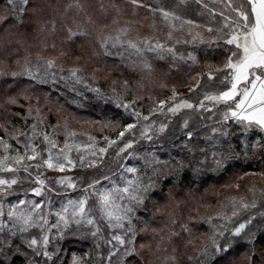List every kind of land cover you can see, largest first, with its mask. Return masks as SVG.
<instances>
[{
    "label": "trees",
    "instance_id": "trees-1",
    "mask_svg": "<svg viewBox=\"0 0 264 264\" xmlns=\"http://www.w3.org/2000/svg\"><path fill=\"white\" fill-rule=\"evenodd\" d=\"M140 2L146 7H134L130 0H30V7L27 9L22 22L13 21L0 24V71L11 73L14 71L12 66L16 60L26 56L31 57L32 53L27 48L28 43L22 41L24 40L22 32L32 29L37 34L35 42L36 46L39 47L35 50H39L43 44L46 49L58 50V55L63 57L62 61L59 62L60 65H71L72 62L69 59L72 60L80 56L86 57L88 63L83 65V62H79V75L82 80L85 77V71L91 72L100 68L104 73L113 72L114 75L121 78L120 82H123V78L128 80L132 86L131 94L143 96L144 94L141 92L149 83L148 78H152V72L145 69L142 61H135L134 64L124 61L119 63L116 59L104 55L99 43L101 36H108L110 30L117 31L120 28L139 29L135 25L141 24V27L144 26L143 29L148 34L159 33L166 38V32L169 31L168 26L158 12L154 14L149 10L157 7L176 8L184 19L193 20L198 24L202 22L201 24L205 27L210 24L213 25L212 22L215 23L213 29L220 26L219 24L217 26V22L212 20H217V18L204 10L195 0H184L183 3L181 0H140ZM76 3H79L81 7L76 8ZM4 6L5 0H0V15L4 14ZM123 15L124 17H122ZM53 25H55L54 28ZM69 29L85 34L70 36ZM189 31L192 32L188 26H185L182 32H175L178 35L176 38L182 41L180 44H175L176 53L183 55L185 57L183 59H186L182 66L181 64L161 63L160 61H157L158 64H152L160 76L159 88L154 90L155 92H158L164 84H170L171 81L178 83V87L186 85L193 87V78L198 71L201 80L189 95L191 102L197 107L172 119L166 131L157 135L153 142L146 143L144 141L139 144L141 146L138 149L139 152L146 151L144 150L146 149L145 145L149 144L153 146L151 147L152 151L156 152L152 159L145 156V160L150 158V165L147 164L139 168L138 176L141 183L151 185V187L145 193L147 195L145 204L138 212L136 211L137 213L135 212V220L133 221L137 227L146 225L154 229L150 237L143 235L142 238L148 244L144 253L148 258V264H195V260L188 258L190 256L199 257L200 248L203 244L210 243L212 235V229L205 219L212 216V213L208 214L205 206L210 204L212 206L215 203L214 197L203 195L205 197L203 199L201 191L212 185L219 186L228 178L250 174L258 177L264 175V136L261 137L262 131L253 126L250 129L252 133L258 132L257 135L253 136V139H249L251 136L249 134L251 132H248L249 129H242L241 125L237 123L227 125L221 117L226 110L224 105L215 106L211 112L198 109V99L203 100L205 93L214 94L222 87L220 84L222 74L214 70V72L212 71L214 79L209 80L208 72L202 65L209 62L216 64L220 59L227 56V51L225 47L217 44L208 46L191 42L183 43L185 34ZM208 34L209 37L215 35V33ZM189 53L195 56V61L188 59L186 55ZM42 59L36 62L32 59L28 60L31 67L36 66L44 70L45 64ZM57 69L52 68L53 71ZM69 73L66 69L62 73L55 72V74L66 79L65 83L60 80L55 82L57 84L52 85L55 90H52L49 84L37 87L32 79H30V84L21 75L15 78L11 75H0V95L5 97L17 95L20 102L18 104L10 101L1 103L0 136H3L5 131L13 132L19 122L28 128L29 122L38 115L35 109L26 113L27 98L38 99L53 114L60 111L72 119L101 121L106 125L113 122L122 125L130 123L123 116L121 110L114 107L111 100H101L100 94L89 91L82 83H77L76 79L72 78ZM34 80L39 82V80L47 79H44L40 72L37 79ZM108 80L109 78H105L103 83L110 89L112 85ZM60 94L61 96H59ZM197 95L198 97H196ZM72 102L75 103L76 107L71 105ZM184 120H188V128L183 127ZM69 126H71L69 123H62L61 129L64 130ZM213 128H217L219 133L223 132L226 135L217 134L213 136ZM189 131L193 133L191 137L187 135ZM210 136L212 139H208ZM176 148H178L176 153L180 154V157H178V161L171 158L172 161L168 166L169 158L165 159L169 156L168 151H175ZM144 155H148L147 152ZM112 161L113 159L110 162L105 160L102 165L99 164L98 170L96 168L89 171L77 170L73 175L76 174V176L83 178V188L104 174L115 177L121 161L119 165ZM172 166L173 168H170ZM47 177L48 175L44 173V178L47 179ZM22 178L24 177L20 179ZM258 181L260 183H254L251 188L247 185L244 186L248 201L253 199L249 189L255 191L258 202L257 209L242 213L240 217L235 218V220L242 222L248 215H256V219L248 225L245 234L235 239L229 236L231 250L227 254H218L215 259H208V264H249L250 259L252 264H262V261L257 263L256 254L264 253V217L258 215L259 212L264 211V208L259 207L264 182ZM103 182L101 181V183ZM30 185L32 184L13 186V194L6 197L0 196V203L4 205L14 203L17 195H22ZM196 192L200 195L194 196ZM183 193H187V197L182 199L183 201L179 198H177L178 200L172 198L173 194L179 196ZM223 198L224 204H228L230 198L224 196ZM163 205L165 206L164 209ZM230 211L229 206L227 212L230 214ZM214 223H223V221L214 220ZM232 226L229 225L230 228ZM102 231L105 238H110V231L103 225ZM31 235L38 237L40 235L39 230L32 229ZM69 235L70 237H68ZM202 235L205 238L201 237ZM14 239L13 251L9 252L8 248L4 247V250L0 252V262L3 264H27V260L36 259L40 261V264H44V258L34 257L31 250L27 249L26 246H22L21 250L17 252L16 246L20 245L21 241L19 236ZM0 240H3V234H0ZM190 240L191 243H189ZM221 242L223 243V240ZM96 243V238L89 234L87 226L77 230L76 226L73 225L64 239L58 245L57 243L56 245L51 244L49 250H54L56 246L60 247V252H56L53 257L55 264L69 263L72 253L81 256L84 264H107L104 258L107 256L108 246L101 241L102 253L96 247ZM126 258L124 257L125 260H129L134 256ZM221 259L225 260L222 261ZM48 264H52V262L49 261Z\"/></svg>",
    "mask_w": 264,
    "mask_h": 264
},
{
    "label": "snow or ice",
    "instance_id": "snow-or-ice-1",
    "mask_svg": "<svg viewBox=\"0 0 264 264\" xmlns=\"http://www.w3.org/2000/svg\"><path fill=\"white\" fill-rule=\"evenodd\" d=\"M134 7H146L140 0H130ZM184 0H181L183 3ZM203 8H208L203 0H195ZM227 13L221 11L219 13L222 18V25L219 28L213 29L207 27L208 33H215L214 36L205 40L199 33L193 34L189 31L190 40L185 39L183 43H207L217 44L225 47L227 56L221 67L215 69L221 73L220 84L222 87L214 94H204L198 107L203 111L211 112L212 108H207L204 101L210 102L213 107L224 105L223 121L234 120L245 130L251 129L253 126L264 131V0H227L224 5ZM30 7V0H5L4 14L0 15V24L8 22H22L27 9ZM71 7V5H69ZM76 8H80L79 3H76ZM179 7V6H177ZM154 14L159 13L162 20L168 26L167 33L168 41H173L175 32H182L185 26L190 29L192 27H202L195 24L193 20L184 19L178 13L176 8L157 7L149 9ZM213 16L217 13L209 9ZM116 22L115 20L113 21ZM55 25H53V28ZM70 36L84 35V32H73L68 30ZM119 35L109 34L101 36L100 47L104 51V55H111V49L123 48L130 53H135L140 56L145 51L156 52L161 58L165 53L176 56L174 44H180L182 41L179 38L174 40V44L169 46L167 43H161L159 40L144 39L142 41L122 40L121 36H126L129 32L127 28L118 30ZM119 54V53H118ZM181 59L184 57L181 56ZM188 59L195 61V56L192 53L188 54ZM19 64V61H17ZM44 64L47 68L55 67L52 60H45ZM145 67L148 65L145 63ZM79 69H71L70 76L76 79V82H81ZM0 75H11L13 78L20 75H28L31 79H37V75L33 73L30 61L25 58V61L20 65V71H12L11 73L0 71ZM55 79V74H52ZM64 77H61L63 79ZM208 79L213 80L214 76L211 69L208 73ZM45 82V81H41ZM99 94V89H90ZM239 98V99H237ZM174 103L167 107L168 113L176 114L182 108L195 109L197 106L189 103L186 99L181 98L179 103H175L177 96L173 91L170 97ZM15 103V101H12ZM160 109H164V101L159 102ZM118 107L129 108L128 104H121L117 101ZM161 114H164L161 111ZM132 115L136 118V123L127 124L123 131L119 133L118 139L124 137L125 133L135 135L133 129L140 123L141 115L138 111H134ZM147 121L149 118L144 116ZM188 120H184L183 127L188 128ZM67 127V125H65ZM166 125H161L160 132H164ZM152 124L141 126L139 136L146 140H151L149 134ZM37 125L31 126V135L21 133L26 137L27 142L23 145V154L16 156L0 155V172L11 173V178L0 177V196H9L13 194V186L18 185L20 180L17 174L23 171L30 178L31 193L39 197V200H32L17 197L15 203H9L7 208L0 203V234H3V240H0V252L4 247L8 251H13L12 244L19 236L21 244L16 246V251L19 252L22 246L30 249L34 257H43L44 264L49 261L55 264L53 257L56 255V249L50 251L49 246L64 238V236L72 229L73 225L76 229L83 226L89 228V234L96 238V247H101V241L107 245V256L104 258L107 264H124V257L130 256L135 251L132 246L135 238V227L133 224V212L139 207L143 201L145 193L151 185H143L139 179L138 173L140 169L136 167L121 166L122 170L119 173L121 183H117L111 176L104 174L101 178L94 179L83 188L82 195L76 199H67L62 202L59 208L53 207L51 196L54 194L60 196L67 193V189L75 190L77 184L73 182L70 176H61L55 180L54 186L46 183L44 174L40 169H50L57 172H65L66 168H74L76 165L69 156L71 146L65 141V147L58 148L55 140L51 139L46 133L43 135V143L47 152L46 157L41 151L37 150V146L32 142L36 137ZM219 132L217 128L212 129L213 136ZM192 132H187L189 137ZM220 135L226 133L220 132ZM74 135V133H73ZM91 139V137H90ZM212 139V137H208ZM105 141L109 147L116 144V141L109 140L105 137ZM135 143L134 139H127L122 142L123 146L117 145V157L126 150L131 149ZM0 144L4 148L10 149L11 145L4 144L0 139ZM58 149V151H55ZM108 148L99 147L98 152L96 147L90 149V162L85 161L83 156L80 157L81 167L87 166L98 170V162L103 164ZM132 155V153H128ZM34 161L35 163H27ZM219 163V161H218ZM35 172V176H33ZM125 174H132L133 178H126ZM101 179L108 182V186L101 184ZM239 188V185H236ZM63 190V191H61ZM253 199L247 201L244 197L239 199L231 197L228 204H221L220 212L213 217H206V222L212 229L210 243L202 245L199 251V257L190 256L189 260H195V264H208V259H215L218 254H227L231 250V240L240 237L246 233L248 225L252 224L256 219V215H248L242 222L235 220L242 213L251 212L257 209L258 202L255 197V191L249 189ZM27 195V193H25ZM91 201V204H90ZM230 206V214L227 209ZM259 207L264 208V190L260 194ZM258 215L264 217V211ZM52 217H55V222H51ZM223 221V223H214ZM102 225L110 231V238H105L102 231ZM229 225H233L231 228ZM39 230L40 235H31V230ZM185 230H188L185 228ZM227 234V235H226ZM223 240V243L221 242ZM192 241L190 240L189 243ZM123 249V251H121ZM27 255V253H24ZM116 257V260H113ZM203 257V259H201ZM175 259L174 257L172 258ZM3 264V262H0ZM27 264H40L36 259L27 260ZM72 264H84L82 257L73 256ZM249 264H252L251 259Z\"/></svg>",
    "mask_w": 264,
    "mask_h": 264
},
{
    "label": "rangeland",
    "instance_id": "rangeland-1",
    "mask_svg": "<svg viewBox=\"0 0 264 264\" xmlns=\"http://www.w3.org/2000/svg\"><path fill=\"white\" fill-rule=\"evenodd\" d=\"M206 3L208 5V8H203L204 10L209 11V9L214 10L217 15L214 16L217 18L216 19H212L215 20L217 22V26L219 24V26L221 27L223 21L222 18L220 17L219 13L221 11H224L225 13H227V9L225 8V4L227 3V0H203V3ZM211 14V13H210ZM212 15V14H211ZM124 17V15L122 16ZM126 17V16H125ZM211 20V22H212ZM210 22V23H211ZM202 22H200V24L202 27H192V33L196 34L199 33L200 36H202L205 40L207 39V37H209L208 32L206 31L207 27H214L215 23L212 22L213 25H209L207 27H205L203 24H201ZM136 29H132V28H127L129 29V32L126 36L122 35L121 39L122 40H133V41H142L144 39H152L155 38L157 40H159L161 43H167L169 44V46H172L174 44V40L175 38L178 36L176 35V33H180V32H176L173 34V41H168L167 40V33L166 32V38L163 37L162 35H160L159 33L157 34H148L146 31H144V26L141 27V24L135 25ZM121 29V28H120ZM119 29L116 30H110L108 32V35L113 33L114 35H119L120 33L118 32ZM112 31V32H111ZM165 33V32H164ZM189 33V32H188ZM188 33L185 34V38L184 39H188L190 40L191 38L188 36ZM36 37L37 34L34 30H29L26 32H22V38L24 40V42L28 43L27 44V48H29V50L31 51L32 55L30 56H26L22 59H18L15 61V63L13 64L12 68L14 69V71L19 72L20 71V65H22L25 61V58L27 59H32L35 62L37 60H41L44 62L45 60H52L55 64L54 68H58L57 70L53 71L52 68H47L44 65V70L40 69L38 67H32V71L33 73H35L37 76L40 74H42V77L44 79L47 80H43L45 82H41L39 80L36 81L34 79H32V81H35V84L37 87L41 86V85H45L47 86L48 84L51 85H56L58 82V80H60L61 82L63 81L64 83L66 82V79H61V77L57 74H55V72H61L64 71L65 69L67 71L70 72L71 69H79L80 68V63L79 62H83L82 64H86L88 63V60L86 59L85 56H80L78 58L72 59L69 61L72 62L71 65H65L62 66L59 64L60 61H62L63 57L62 55H58L59 53H57L58 50L52 49H46L44 44L43 46H41V48L39 50H35V48H39L38 46H36ZM205 45H211V44H207V43H203ZM201 43H198V45H203ZM175 47V44H174ZM119 52V54H117ZM111 55H115V56H111V55H106L109 56L110 58L112 57L113 59H116L117 62H129L130 64H134L135 61H139L143 63L144 67H145V63L148 65V67H145V69L147 71L152 72V78H148L149 83L147 85H145L144 87V91L141 92L144 95L140 96L138 94L132 93L131 94V83L126 80V79H122L123 82H120L121 78H118L116 75L112 73H104L102 69L100 68H96L93 71H85L84 72V78L83 80L81 79V82L83 86L87 87L89 91L97 93L95 91H92L90 89H99L100 92L99 94L102 96L101 100H111L114 107L116 109L121 110V112L123 113V116L125 118H127L130 123H136V118L132 115V113L134 111H138L141 115V119H140V123L137 124L136 128L133 129V133H135V135H131L129 133H125L124 137H120L118 139L119 133L121 131H123L124 127L127 125H122L121 123H117V122H113V123H109V124H105L101 121H92L89 119H72L69 118L68 116H66L65 114H63L62 112L59 111V113L53 114L52 111H50L47 107H45L44 105H42L40 103V101L38 99H32V98H27L26 99V113H28L30 110L35 109L37 112V116H35L28 124V128L24 127L22 125L21 122H19L16 125V129H14L13 132H9V131H5L3 136H0V139L3 140L4 144H8L11 145L10 149H5L3 144H0V155H5V156H16L18 153L19 154H23L24 148L23 145L27 142L26 137L24 135H21V133H26L28 135H31V126L33 124L37 125V129H36V137L35 139L32 141L36 146H37V150L42 152V155H44L46 157L47 152L43 151L45 148V144L43 143V135L46 133L51 139L55 140L58 144V148H62L65 147V141L67 140V144L71 146V150L68 153L69 156L71 157V159L74 161L75 163V167L74 168H66L65 172L61 173V172H57L54 170H50V169H40V171L43 172V174L45 173L46 175H48L46 180V183H48L49 185H53L54 186V182L56 179H58L61 176H70L73 179V182L77 184V188L75 190L73 189H67V193L66 194H62L60 196H56V195H52L51 199L53 201V207L54 208H59L60 204L62 202H66L67 199H76L79 196L82 195V189H83V178L82 177H78L76 176V174L73 175L74 172H77V170H81V171H89L91 169H94L92 167L87 166V163H85L84 167H81V161H80V157L83 156L85 158V161L90 162L91 157H90V149L92 147H96L97 152H98V148L99 147H106L108 148V152L105 155L104 161L106 160V162H110V160L113 159V163L116 162V164L119 165L120 161V167L117 170V175H115V177H113V175H111V177L116 180L117 183H121L120 178H119V173L121 172L122 168L121 166H127V167H136V168H140L143 166H146L147 164H151L150 162V158L152 159V157H154L156 155V152L152 151L153 147L152 145H145L146 151H142L139 152V148H141V146H139L140 143L142 142H148L151 143L154 141L155 137L159 134H161L162 132L159 131L160 126L166 125L165 130L168 128V125L170 124V122L172 121V119H174L175 117H177L179 114L184 113L186 111H190L192 109H188V108H182L180 111H178L176 114H172V113H168L166 111L167 107L172 105L174 103V101H172L170 99V97L172 96L173 91H175L177 99L175 101V103H179L180 99H186L189 103L193 104L190 100V93L191 91L198 86L199 81L201 80V75L200 72H196L195 74V78H193V87H189V85L183 86V87H178V83H176L175 81H171L170 84L166 83L164 84V86H161L160 90L158 92H155L157 90V88H159L158 82L160 81V76L157 73L156 69L153 68L154 65L152 66L153 63L158 64V62L160 61L161 63H168L170 62L171 64L176 63V64H181V66L184 64L186 59H181L180 57L183 55H178L176 53V56L173 57L171 54L169 53H165L163 55V58H161L159 55H157L156 52H150V51H145L142 55L138 56L135 53H130V51H126L123 48H113L111 49ZM188 56V55H186ZM194 56V55H193ZM184 57V56H183ZM185 58V57H184ZM226 58V57H225ZM225 58L220 59L218 62H216V64H214L213 62H209V63H204L202 66L205 67L206 72L209 73V70L211 69V71L214 72V70L218 67H221L224 62H225ZM112 59V60H113ZM196 60V59H195ZM17 61H19V64H17ZM158 61V62H157ZM83 72V71H82ZM216 72V71H215ZM55 74V79H53L52 74ZM22 77L25 78V80H27L29 83L30 81V77L28 75H21ZM59 76V77H58ZM6 77V76H4ZM103 77V78H101ZM12 78V77H11ZM73 78V77H72ZM105 78H109L108 81L111 82V87L110 89L103 83V81L105 80ZM120 80V81H119ZM176 80V79H175ZM25 81V82H27ZM31 84V83H30ZM47 84V85H46ZM158 85V86H156ZM156 89H155V88ZM52 90H55V88H51ZM155 90V91H154ZM155 93H154V92ZM61 96V94L59 95ZM198 97V95L196 96ZM19 97H17V95H13V97H5L3 95H0V105L1 103L5 102V101H10L12 102L13 100L15 101V103H20L18 101ZM239 99V98H237ZM195 100V99H194ZM198 105L199 103L202 101L200 99H198ZM204 100V99H203ZM117 101H119L121 104H128L129 108L127 110H125L124 107H118L117 106ZM160 101H164V109L161 110L160 109V105L159 102ZM205 105L207 108H212L213 110V105L208 102V101H204ZM74 107L75 103L72 102V104ZM199 109V107H198ZM201 110V109H199ZM161 111H163L164 114H161ZM207 112V111H205ZM144 116H147L149 119L147 121H145L143 119ZM223 118V116H221ZM62 123H69L71 126H69L68 128H64V130L61 129V125ZM152 124V128L149 132V134L152 136L151 140H146L143 139L139 136V132L141 129L142 125L145 124ZM225 123L227 125H229L230 123H235L234 120H228L225 121ZM129 124V123H128ZM242 127V126H241ZM243 129V128H242ZM29 130V131H28ZM248 132H251L249 134H251V136L249 137V139H253V136L257 135V132L252 133V131L249 129ZM74 133V135H73ZM219 134V132L217 133ZM216 134V135H217ZM261 137L264 136V131H262ZM91 137V139H90ZM105 137H107L109 140H114L116 141V144H113L111 147H109L105 141ZM127 139H134L135 143L133 144V147L131 149L126 150L125 153H121L119 157H117L116 152L118 151L117 145L119 146H123L122 142H126ZM138 147V148H136ZM175 151H168V157L165 159H168L167 161V165H170V161H172V159L174 158V160L178 161V157H180V154L176 153L178 152V148L174 149ZM58 151V149L54 150ZM147 152L148 155H144ZM128 153H132V155H129ZM174 153H176V155H174ZM145 156H148L150 158H148V160H145ZM172 158V159H171ZM103 161V162H104ZM27 163H35L34 161H29ZM139 163V165H137ZM98 166H99V162H98ZM112 168V167H111ZM170 168H173L170 167ZM51 176H50V175ZM53 175V176H52ZM20 183L18 185H22V184H27V183H31L29 177L27 176L26 173H24L23 171H20L17 174ZM33 176H35V173H33ZM126 178L131 179L133 178L132 174H125ZM0 177L3 178H11L12 174L11 173H6V172H0ZM21 177H24L22 179H20ZM26 177V178H25ZM258 180H261L262 182H264V175H261L260 177L258 176H254L252 174L250 175H245V176H240V177H232V178H228L226 179V181H224L222 184H220L219 186H209L207 187L205 190L201 191L202 194L201 196L203 197V199L207 196L210 197H214L215 199V203L211 206L207 205V207L205 206V209L208 210V214H211L213 217H215L218 214V210H220V206L221 204H224L225 201L224 197H236V198H240V197H244L246 200V190L244 189V186L247 185L249 188H251V186L254 183H260ZM101 181H104L103 179ZM104 186H108V182L104 181L103 183H101ZM236 185H239V188L236 187ZM33 185H30L29 188L24 191V193H22V195H17V197L20 198H25L28 199H32V200H39V197L34 196L31 193V187ZM87 186H85L84 188H86ZM63 191V190H61ZM81 191V192H79ZM25 193H27V195H25ZM29 194V195H28ZM24 195V196H23ZM66 195V196H65ZM200 194H198L197 192L194 193V196H198ZM205 197H204V196ZM23 196V197H22ZM16 197V198H17ZM187 197V193H183V194H179V196L173 194L172 198H175L176 200L179 199H186ZM147 198V195L144 196V201L143 203L139 206L138 210L137 208L135 209V211L133 212V221L135 220V215L136 213L139 211V209L143 206V204H145V200ZM199 200V199H198ZM17 201V199H15L14 203ZM183 201V200H182ZM248 201V200H247ZM91 202V201H90ZM8 205V204H7ZM7 205H5V208H7ZM165 208V206L163 205V209ZM137 211V212H136ZM136 212V213H135ZM160 213L163 215V213L160 211ZM51 222H55V217L50 218ZM135 227V238H134V244L132 245L135 248V251L133 252L132 255L127 256L128 258L131 256H134V258H130L129 260H125L127 259L125 257L124 259V264H148V258L147 256L144 255V253L146 252L147 249V242L145 240H143V235L146 236H151L152 235V231L154 230L153 228L149 227V226H142V227H137L136 224L134 225ZM37 230V229H34ZM68 234V233H67ZM207 235V234H206ZM70 237V235L68 236ZM141 237V238H140ZM201 237H204V235H202ZM64 239V238H63ZM61 240H54V245L59 244V242H61ZM54 249H56V252H60V247L56 246ZM104 249H106L104 247ZM99 251H101L103 253V249L102 247L98 248ZM121 251H123V249H121ZM73 256L76 257H81L75 253L71 254V260L69 263L67 264H72L73 261ZM257 256V263L262 261V264H264V253L263 254H256ZM114 258V257H113ZM116 259V258H114ZM222 261H224L225 259H221Z\"/></svg>",
    "mask_w": 264,
    "mask_h": 264
}]
</instances>
